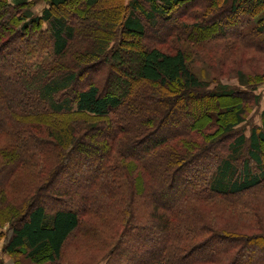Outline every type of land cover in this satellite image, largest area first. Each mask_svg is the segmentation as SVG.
<instances>
[{
    "label": "trees",
    "instance_id": "16d2710c",
    "mask_svg": "<svg viewBox=\"0 0 264 264\" xmlns=\"http://www.w3.org/2000/svg\"><path fill=\"white\" fill-rule=\"evenodd\" d=\"M30 1L0 0L4 251L59 264L79 233L82 253L95 243V264H264V110L248 137L232 131L243 107L231 103L217 116L200 115V128L190 117L162 135L180 104L240 92L210 91L180 46H157L166 37L199 47L245 39L264 55V0H120L112 14L98 8L102 0H78L68 14L71 0H45L41 14ZM65 171L66 187L55 185ZM154 186L173 189L171 200H155Z\"/></svg>",
    "mask_w": 264,
    "mask_h": 264
},
{
    "label": "rangeland",
    "instance_id": "374dc122",
    "mask_svg": "<svg viewBox=\"0 0 264 264\" xmlns=\"http://www.w3.org/2000/svg\"><path fill=\"white\" fill-rule=\"evenodd\" d=\"M221 1V0H220ZM219 1V2H220ZM78 0H71L68 7L62 9L69 11V13L76 12L77 9L76 3ZM120 0H102L101 4L98 5V8L102 7V13H107V11L111 12L113 8L119 4ZM206 3V0L203 2L201 1V6ZM101 5V6H100ZM143 9L147 10V6L145 4L142 5ZM47 7V2L45 0H31L30 1V9L33 13L41 14V10ZM208 8H203L202 11L205 13L207 12ZM195 13H197V16L200 15L199 21H204V16L199 10L195 9ZM68 14V12H67ZM138 17L141 19L142 23H144V18L141 16V14H138ZM44 27V25H43ZM180 30L182 27L179 28ZM147 38L152 37L151 34L147 33ZM189 40L183 41L182 39H171L169 37L165 38V41L159 45H157L162 51H169L171 52L175 48H178L179 46L182 48L184 52H186L187 56V64L189 68L196 73V75L201 80H206L209 82L208 89L211 91L214 90L218 85H225L228 87V89L233 90L234 92H240L238 95L236 94V97H228V98H221V99H211V98H201L198 103V105L195 104H187L182 103L177 108V111L172 114V118L168 121L167 126L165 127L164 131L162 132V135H169L170 133H176L178 132L185 124L186 122L189 123L191 118H193V121L195 123V128L198 126L199 128L204 124L203 120L204 118L200 119V115L204 116H210V115H218L220 112V109H224L225 106L231 104H240L243 107V113L241 114L242 121L237 124L234 122V119L231 120V124H233L232 131L235 134L242 133L245 136L248 137L249 131L253 126H259V115L262 110H264V80H260V76H262V73L264 71V55L260 53L257 49L249 48L245 45V39H241L239 41H236V43L229 39H211L208 41V43L205 46L201 47L199 46H191L190 43H188ZM93 73V71L86 72L83 74L84 76L90 75ZM84 79V77H82ZM87 80H90L89 77ZM86 81V80H85ZM242 81L246 84H242ZM252 85V86H249ZM140 87V86H138ZM140 89V88H138ZM208 90V91H209ZM209 91V92H210ZM208 92V93H209ZM248 93V94H243ZM204 94V93H203ZM217 102V104H216ZM146 104V102H145ZM148 107V105H146ZM150 109V107H148ZM145 110V109H144ZM149 111L147 108L145 112ZM218 111V112H217ZM205 112V113H204ZM134 116V114H132ZM191 117V118H190ZM46 118L54 119L55 121H59L60 119H64L65 115L61 114H55V113H49L46 115ZM188 119L186 121L185 119ZM59 124V123H57ZM190 124V123H189ZM194 127L191 129V134L195 137V131L193 130ZM197 129V128H196ZM105 129H101L96 132L95 135L89 137L87 139L88 142H96L99 137L103 136L105 133ZM209 132H207L208 134ZM218 137L221 133V128L217 132ZM215 134L214 132H211V135ZM198 135V134H197ZM189 143V141H188ZM188 147V146H187ZM191 147H188L190 149ZM222 150V149H221ZM262 160L264 162V148H262ZM245 151V150H243ZM242 158L246 159V152H244L241 156ZM87 162V161H86ZM240 162V161H239ZM73 162L71 161V164ZM70 164V163H69ZM71 164L69 166H71ZM239 165V163H238ZM163 170V168H161ZM186 172V171H185ZM66 171L65 173H62L58 179L55 185L57 186H63L66 187L67 185V176ZM161 176H159L157 173H154L150 178L152 180V184H160ZM183 174L180 175L179 180H182ZM177 178V180H178ZM182 181H179L181 183ZM82 186V185H81ZM81 186H77V188L81 189ZM158 186V185H157ZM154 186L153 192L155 200L162 201L166 198V200H171L170 193L169 192H163L159 191L158 187ZM47 201L46 195L41 198V201ZM40 202V201H39ZM151 201H148V208L147 210H151ZM206 216V219L209 220L211 217V214L206 212L204 213ZM215 219V218H213ZM153 226H155V223H151ZM9 223H4L0 229H2L3 232H6L8 229ZM0 235V264H33L31 260L23 257L19 254H9L6 251H4V245H5V239L6 234ZM79 233H75L72 235L69 239V242L64 248L62 259L60 260L59 264H73L77 260H85V262L92 263V260L94 261L92 252H95V243L93 245V249L88 250L85 254L79 251V246L84 245L83 242H80V239H78ZM205 238L204 236L202 238H199V240H196L194 242H198L203 240ZM79 240V242L77 241ZM96 240V238L94 237ZM84 241V239H82ZM97 244V240L95 241ZM148 245L149 242H148ZM157 247V246H156ZM147 253H156V250H149L148 247H146ZM145 253H142L143 257L146 255ZM258 252H256L257 254ZM92 256H91V255ZM95 262V261H94ZM42 264H50V263H42ZM95 264V263H92Z\"/></svg>",
    "mask_w": 264,
    "mask_h": 264
}]
</instances>
